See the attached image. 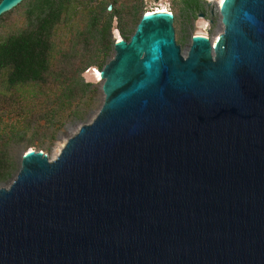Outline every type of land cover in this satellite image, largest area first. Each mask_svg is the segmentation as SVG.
I'll return each mask as SVG.
<instances>
[{
  "label": "water",
  "instance_id": "95a60500",
  "mask_svg": "<svg viewBox=\"0 0 264 264\" xmlns=\"http://www.w3.org/2000/svg\"><path fill=\"white\" fill-rule=\"evenodd\" d=\"M220 13L184 56L171 13L113 40L93 117L0 184V264H264V0Z\"/></svg>",
  "mask_w": 264,
  "mask_h": 264
},
{
  "label": "trees",
  "instance_id": "16d2710c",
  "mask_svg": "<svg viewBox=\"0 0 264 264\" xmlns=\"http://www.w3.org/2000/svg\"><path fill=\"white\" fill-rule=\"evenodd\" d=\"M181 2L190 12L199 7L197 0ZM128 9L134 13L136 5ZM113 16L127 40L119 12L102 0H28L26 27L0 35V184L17 170L15 147L37 116L46 125L64 110L83 117L96 88L81 73L107 62Z\"/></svg>",
  "mask_w": 264,
  "mask_h": 264
},
{
  "label": "rangeland",
  "instance_id": "374dc122",
  "mask_svg": "<svg viewBox=\"0 0 264 264\" xmlns=\"http://www.w3.org/2000/svg\"><path fill=\"white\" fill-rule=\"evenodd\" d=\"M28 0H22L18 5L9 11L0 15V35L8 34L16 31L17 29L25 28L27 22L24 18V9ZM105 7H109L111 11L115 9L120 14V25L125 35H131L136 25L139 16L149 10L157 8L169 9L172 19V26L174 30V41L179 45L180 52L184 56L188 49L190 38L196 34H203L209 41L211 46L214 44L217 36L222 31V21L220 13L219 0H197L198 9L195 12H190L184 8L181 0H173L170 4L159 3L157 0H102ZM136 5L134 13L128 8ZM117 19L112 17L110 25V36L114 40L115 38H122L117 29ZM113 56V50L109 52L107 61ZM91 69L87 68L81 73L83 81L91 82L96 88L94 96L89 100L90 106L86 109L81 119H76L69 116V110L60 112L55 117L53 124H45L42 118H36V122L27 129L23 135L22 142L15 147V160L17 168L19 166L20 154L25 150H39L47 156V158H53L59 148L62 146L66 138L72 135L77 127L82 122L89 121L96 113L103 101V93L100 85L101 80H98L93 75ZM98 70V69H97ZM39 108V105H36ZM73 108H71L72 111ZM9 117V116H8ZM60 128H57V127ZM54 134L53 139L49 137ZM16 171H14L10 178L5 182H9ZM3 184V183H2Z\"/></svg>",
  "mask_w": 264,
  "mask_h": 264
},
{
  "label": "bare ground",
  "instance_id": "6f19581e",
  "mask_svg": "<svg viewBox=\"0 0 264 264\" xmlns=\"http://www.w3.org/2000/svg\"><path fill=\"white\" fill-rule=\"evenodd\" d=\"M222 2H223V0H219V5L220 6H221ZM149 13H169V12L167 11L166 8H157L156 7L155 9H152V10H149V11L146 12V14H149ZM196 35H200V36L205 37L203 34H196ZM217 38H218V36H217ZM116 39L118 40L119 38H116ZM210 43H212V42L210 41ZM91 71H92V73H93V75L95 76L96 79L101 80L99 71L97 69H91Z\"/></svg>",
  "mask_w": 264,
  "mask_h": 264
},
{
  "label": "built area",
  "instance_id": "2783aa9c",
  "mask_svg": "<svg viewBox=\"0 0 264 264\" xmlns=\"http://www.w3.org/2000/svg\"><path fill=\"white\" fill-rule=\"evenodd\" d=\"M157 1H158L159 3L170 4L173 0H157ZM155 8H156V7H155ZM167 11H168L169 13H171L169 9H167ZM144 13H146V12H144Z\"/></svg>",
  "mask_w": 264,
  "mask_h": 264
}]
</instances>
